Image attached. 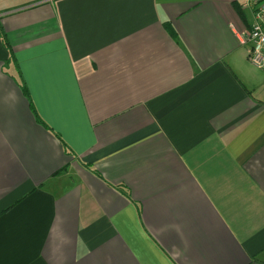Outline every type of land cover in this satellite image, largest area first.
Segmentation results:
<instances>
[{"label":"crops","instance_id":"1","mask_svg":"<svg viewBox=\"0 0 264 264\" xmlns=\"http://www.w3.org/2000/svg\"><path fill=\"white\" fill-rule=\"evenodd\" d=\"M249 22L237 0H0V264H264Z\"/></svg>","mask_w":264,"mask_h":264},{"label":"built area","instance_id":"2","mask_svg":"<svg viewBox=\"0 0 264 264\" xmlns=\"http://www.w3.org/2000/svg\"><path fill=\"white\" fill-rule=\"evenodd\" d=\"M239 8L249 14L250 22L237 37L246 48V60L254 69L264 71V0H237Z\"/></svg>","mask_w":264,"mask_h":264},{"label":"trees","instance_id":"3","mask_svg":"<svg viewBox=\"0 0 264 264\" xmlns=\"http://www.w3.org/2000/svg\"><path fill=\"white\" fill-rule=\"evenodd\" d=\"M165 27H166V30H167L168 34H169L170 36H174V32L172 31V29H170V27L167 26V25H165ZM4 45H5V44H4Z\"/></svg>","mask_w":264,"mask_h":264}]
</instances>
